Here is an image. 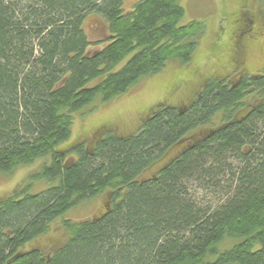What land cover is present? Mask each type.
Here are the masks:
<instances>
[{
	"label": "trees",
	"instance_id": "1",
	"mask_svg": "<svg viewBox=\"0 0 264 264\" xmlns=\"http://www.w3.org/2000/svg\"><path fill=\"white\" fill-rule=\"evenodd\" d=\"M125 1L0 0V173L46 159L0 199V264H264V72L211 77L132 133L104 127L63 147L76 113L197 50L205 26L182 23V0ZM106 192L96 216L64 218ZM57 219L63 244L27 248Z\"/></svg>",
	"mask_w": 264,
	"mask_h": 264
},
{
	"label": "rangeland",
	"instance_id": "2",
	"mask_svg": "<svg viewBox=\"0 0 264 264\" xmlns=\"http://www.w3.org/2000/svg\"><path fill=\"white\" fill-rule=\"evenodd\" d=\"M138 1L126 0L125 9H132ZM182 5L185 8L183 24L197 20L205 26L192 61L188 64L171 61L160 73L141 79L128 93L107 103L97 100L76 113L72 137L63 144V147L69 148L78 141L91 139L96 131L104 127L117 129L118 133H132L141 126L150 108L165 99L172 104L187 102L211 77H227L234 82L243 73L264 72V0H182ZM240 10L247 15L257 13L260 18L256 24L257 32L260 34L254 43H249L246 48L236 40L239 28L237 14ZM85 29L93 41L105 36V28L97 16L93 15L86 19ZM244 42L246 43V40ZM91 49L95 50L96 47L92 46ZM220 119V115L216 116L212 125H218ZM179 150L178 147L171 149L142 176H150L157 172ZM45 161L46 159H39L33 164L19 166L11 173H0V199L12 195L25 185L29 175L36 172ZM46 186L45 182H35L30 191H40ZM199 193L203 198L207 194L206 191ZM107 200L106 192L81 203L64 218L73 220L92 218L105 208ZM67 238L62 219H57L46 234L39 236L27 248L41 247L52 251Z\"/></svg>",
	"mask_w": 264,
	"mask_h": 264
},
{
	"label": "flooded vegetation",
	"instance_id": "3",
	"mask_svg": "<svg viewBox=\"0 0 264 264\" xmlns=\"http://www.w3.org/2000/svg\"><path fill=\"white\" fill-rule=\"evenodd\" d=\"M251 12V11H249ZM238 33H237V43L243 44L244 48H246L249 43H254V41L257 39V35L260 34L257 32L256 24H258L260 18L257 13H251L247 15L246 12L243 10H240L238 12ZM246 40V43L244 42ZM243 54V53H242ZM241 56V55H240Z\"/></svg>",
	"mask_w": 264,
	"mask_h": 264
}]
</instances>
